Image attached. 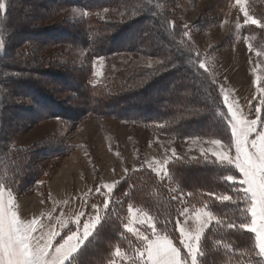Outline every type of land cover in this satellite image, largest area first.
Here are the masks:
<instances>
[{"label": "rangeland", "instance_id": "obj_1", "mask_svg": "<svg viewBox=\"0 0 264 264\" xmlns=\"http://www.w3.org/2000/svg\"><path fill=\"white\" fill-rule=\"evenodd\" d=\"M39 1L45 11H39L28 19V16L23 13L22 16L19 12L18 17L24 27L22 34L25 33L26 37L15 53L20 55L21 60H31L36 39L34 32L50 42L44 44L42 41L38 44L39 52L35 51L45 64L38 71L17 75L26 78V81L18 88L21 92L13 102L18 113L11 112L9 115L13 127L7 130L12 139L8 149L23 153L20 157L15 154L12 160L9 156L10 159L5 163L1 158L0 145V188L4 190L3 199L7 201L10 192L18 211L21 209L16 208V205L22 200L26 201L28 208L26 212L22 209L21 214V219L26 222L30 221L29 211L33 205L42 209L38 203L49 202L52 197L58 200L61 207L59 213L66 215V211L74 210L77 214L83 212L85 215L80 218L81 222L95 215L104 218L111 202L127 203L132 213L127 209L126 224L151 234L152 229L145 218H150V221L153 218L148 213L150 216L145 217L141 210L133 206L132 202H140L141 197L138 190L131 186L141 185L137 175L146 176L153 172L160 181L167 183L173 199L178 201L177 209L180 210L172 215L174 224H179L186 217L180 215L184 208L189 210L187 216L195 213L194 210L210 212L214 217L213 223H216L217 219L209 210L208 203L217 200V197L203 193L198 197L197 194H189L188 190L179 189L177 185L188 182L177 170L189 164L184 161L222 163L213 152L228 151V142L222 141L225 138L207 134L205 128L199 127L200 124L194 126L193 129L197 128L194 133L186 132V136H183L175 133L178 128L167 130L165 118L142 123L138 114L122 110L118 106L119 99L111 101L109 96L119 91H134L133 88L138 87L137 75L140 74L143 78L140 89L163 79L166 70L164 60H167L172 47L171 42L164 40L173 34L180 54L194 58L197 63L201 60L205 63L208 71L202 69L205 72L203 74H206L226 112L225 96L229 103L235 101L234 110L241 118L255 119V108L261 107L260 116L264 119V106L259 105L261 94L258 91L264 87V34L254 44L257 37L250 33L252 28L264 30V0H243L242 5L237 0H142L146 7L145 14H157L162 18L156 28L160 37L154 35L152 38L149 31L145 30L146 24L141 29L142 37L152 39L163 48L165 54L140 48V42L145 39L140 37L141 31L137 33V29H132L136 39L132 36V41L122 40L125 45H117L118 31L124 25L142 18L132 0H125L123 4L118 2V5L106 3L103 8L92 12L83 8V0ZM5 2L1 0V3ZM16 5L13 4L12 10L17 9ZM88 5L92 6L90 3ZM241 7L261 23L245 24ZM5 11L6 7L0 10V21ZM27 11L31 12V8ZM98 25L104 29L108 40L111 38L104 49L99 47L97 41ZM184 31L189 32L188 37L183 35ZM134 40H137V48L124 50ZM0 42L3 44L0 47L1 55L6 48L1 35ZM112 45L115 51L111 50ZM162 68L164 70L159 71ZM97 71L100 75H96ZM50 72H53L52 77L49 76ZM36 80L39 84L34 87L32 85ZM36 90H39L40 95ZM101 93L103 95H99ZM88 96L90 101H100V105L92 107ZM105 102H117L115 106L118 107L114 109L101 104ZM214 139H220L221 145H214ZM173 149L175 156L172 155ZM165 160L168 161L166 165ZM223 163L227 164L226 161ZM155 170L160 171L157 173ZM236 173L240 176L238 170ZM25 176L30 178L23 184L21 181ZM206 176L200 175L194 182H206L209 179ZM238 181L236 179L235 182L239 184ZM191 183L187 186H192ZM108 184L115 185L110 193L105 187ZM98 188L100 191H97ZM200 197L209 202L201 201ZM106 199L109 201L107 209L104 208ZM92 200L95 208L91 205ZM36 227L35 233L52 231L50 221L38 222ZM68 229L76 230L74 221L68 222L61 237L67 234ZM132 235L137 237L135 233ZM58 242L60 237L54 240V244ZM132 252L136 253V250ZM116 261L119 263V260Z\"/></svg>", "mask_w": 264, "mask_h": 264}, {"label": "trees", "instance_id": "obj_2", "mask_svg": "<svg viewBox=\"0 0 264 264\" xmlns=\"http://www.w3.org/2000/svg\"><path fill=\"white\" fill-rule=\"evenodd\" d=\"M83 1L85 5L83 8L89 12L103 8L106 3L118 5V2L122 4L125 2V0ZM132 1H134L132 4L136 5L135 8L139 12L138 15L140 14L142 18L135 20L131 24L124 25L118 31L116 35L118 37L117 45L120 43L121 46L125 45V43H122V40L123 42L132 41V29H137V33H139L145 24V30L149 31L152 38L154 35L160 37L156 28L161 24V16L157 14L154 16L145 14L144 8L146 7L143 1ZM14 3L18 4L16 5V10H12ZM89 3L92 6H89ZM41 4L39 0H14L13 2L6 0V11L0 21V35L6 45L5 50L0 55V145L2 146L1 158L4 159L5 163L8 162L10 157L11 160L14 159L16 157L15 154H18L17 156L20 157V154L23 153V151H17L16 153L15 150L8 149V146L12 144V139L9 137V131L7 132V130L13 127L10 123L11 117L9 115L11 112L18 113L17 109L13 107V102L15 103L18 99V94L21 92L18 88H21V84L26 81V78H19L17 75L22 76L23 74L29 73L28 71H38L45 62L40 59V55L36 56L35 51L39 52L40 46L38 44L42 41L44 44L50 42L49 39H43V37H40L41 34L34 32L36 39L34 40L33 51L30 57L31 60H21L20 55L17 56L15 51L24 43L26 35H24L25 33L22 34L24 31L22 28L24 27L18 16L20 13L21 15L23 13L25 14L24 16H28L26 18L28 19L38 14L39 11H45L46 9ZM29 8H31V12L27 11ZM152 11L155 10L153 9ZM28 28L30 27L28 26ZM99 28L101 31L99 30L98 32L97 41H99V47L104 49L108 46L111 38L109 37L110 40H108V35L104 33V29L100 26ZM31 31L28 30V32ZM250 33L254 36L256 35L257 38L254 40V44H256L260 41L259 39L264 34V30L252 28ZM142 36L141 31L140 37L143 38ZM133 38L135 37L133 36ZM168 38L164 41L171 42L172 47L167 54V60H164V68L166 70L163 79L149 84L144 89H140V83L143 78L140 76L141 74L137 75L138 87L133 88L134 91H119L109 96V99L111 101L119 99L118 106L122 110L126 109L127 111H133V114H138L142 123L147 124L155 122L159 118H165L164 123H168L165 126L166 129L170 131V129L176 130L178 128L175 133L183 136H186V132L194 133L197 130V128L193 129L194 126L200 124L199 127L205 128L207 134L216 135L220 139L225 138L222 141L228 142V137L231 136V130L227 119H225V115H223L227 114V112L224 106L219 103L220 98L214 93L213 87L205 76L206 74H203L205 72L199 68L197 60L178 52L173 34ZM143 39L145 40L140 42V48L158 53L162 51L163 48L157 46L152 39L148 40L146 37ZM136 43L137 40H134L133 43L130 42V45L124 47V50L137 48ZM111 50L115 51L113 45ZM162 53L165 54L164 51ZM164 68L159 71L164 70ZM167 68L169 69L167 70ZM52 74L50 72L49 76L52 77ZM33 84L32 86L36 87L39 81L36 80ZM36 91L40 95L39 90ZM99 95L103 94L101 93ZM46 99L50 100L47 97ZM90 99V96H88V101L92 107L96 108V106L100 105V101H90ZM116 103L105 102L101 104L109 105L111 108L117 109L116 107L118 106H115ZM15 106L17 107V105ZM4 145L7 148H3ZM22 158L26 159L24 156ZM184 162H186L185 164H189L177 171L181 173L180 175L184 178L185 182H188L187 184L191 183V181L193 183H191L192 186H187L184 183L179 184L177 185L179 189L188 190L187 192L189 194H197V196L203 193L217 198L225 194L232 197L227 202L217 199L211 203L204 197H200L202 198L201 201L206 200L209 202V210L215 215L217 221L220 222L213 223L202 237L200 252L203 254H199L198 256V264H264V258L258 254L259 251L256 247L255 234L239 227L241 223H250L251 216L246 211L248 203L243 193L237 191V188L241 186L236 182L226 180L227 175L230 174L235 175L236 179L239 180L241 177L236 173V170L224 163L215 164L209 162L210 164H202V161ZM203 174H206L207 178L209 176V179H212L211 181L213 182L209 179L206 182L204 180L205 183L194 182L197 180V177H200V175L203 176ZM137 176L139 177V184L141 185L131 186V188L138 190L141 199L140 202H132L133 206L143 212L151 214L158 232L162 235L171 233L174 237V242L182 248L178 239V224L177 222L174 224L172 221V215L177 210L179 211L180 208L177 209V206L179 207L178 201L173 199L174 197L167 183L160 181L153 172L146 176L141 174ZM29 178L25 176L21 182L24 184ZM143 181H146L147 184ZM127 209V203L116 204L111 202L108 212L94 230L93 235L85 241V244L78 253L74 254L66 264H108L110 258L119 260L120 264H133V261L137 257L136 253L132 252V250H136L142 245L140 244V240L135 235H132V233L127 232L124 227L127 221ZM230 222L235 224L234 228L230 229L226 227ZM129 245L131 246L130 248L128 247ZM116 247H119L121 252L125 254L123 260L114 257L113 254ZM182 254H187L186 249L182 248Z\"/></svg>", "mask_w": 264, "mask_h": 264}, {"label": "snow or ice", "instance_id": "obj_3", "mask_svg": "<svg viewBox=\"0 0 264 264\" xmlns=\"http://www.w3.org/2000/svg\"><path fill=\"white\" fill-rule=\"evenodd\" d=\"M237 3L242 5L243 0H237ZM4 8L5 4L0 3V10ZM241 11L245 15V24L249 22L252 24L261 23L250 17L243 7H241ZM184 27L185 29L188 28L187 25ZM183 35L188 37L189 32L184 31ZM0 47H3L2 42H0ZM199 68L208 71L202 60L199 61ZM96 75H100L99 71ZM258 91L261 94L259 105L264 106V87L259 88ZM224 102L227 105V114L223 115H225L231 129V136L228 137L226 145L228 151H216L213 152V155L220 162L226 161L228 165L234 166L238 170L241 177L238 183L241 187L237 188V191L243 193L248 203L246 211L251 216L250 223H241L239 227L255 234L256 247L259 249L258 254L264 256V119L260 116L261 107L255 108L257 114L255 119H244L238 116L237 111L234 110L235 101L229 103L228 97L225 96ZM229 116L230 119H228ZM212 143L221 145V140L214 139ZM172 155H176L174 149ZM167 163L168 161L165 160L164 164ZM155 171L158 173L160 170ZM226 180L235 182L236 176L227 175ZM105 187L110 193L115 185L108 184ZM97 191L100 189L98 188ZM3 195L4 190L0 188V264H65L70 257L78 253L102 220L100 215H95L81 222L80 218L85 214L80 212L75 221L76 230L68 229L65 236L61 237L59 231L51 230L47 233L34 235L37 231V220L33 219L27 222L22 220L18 210L15 209L11 193L9 192L7 201L3 199ZM217 199L227 202L232 197L225 194ZM93 207L96 206L93 205ZM108 207L109 201L106 199L104 208L107 209ZM128 211L130 214L132 213L131 206H129ZM188 211V208H184L180 211V215L187 216ZM194 211H196L197 219L201 215L207 216L209 219L212 218L210 212ZM143 222L141 221V223ZM219 222L217 221V223ZM60 226L61 228L65 227L63 222H60ZM124 227L127 232L135 233L142 245L136 249L137 258L133 264H198V253L203 254L200 252L199 244L206 225H201L194 234L187 232L184 227L179 228V243L183 249L187 250L186 255L182 254L181 247L174 244V237L171 233L161 235L160 232L156 231L155 226L150 223V218L151 234L133 229L130 224H126ZM226 227L231 229L235 227V224L230 222ZM56 237H60V242L54 244ZM113 255L123 260L125 254L121 252L119 247H116ZM108 264H117V261L115 258H110Z\"/></svg>", "mask_w": 264, "mask_h": 264}, {"label": "crops", "instance_id": "obj_4", "mask_svg": "<svg viewBox=\"0 0 264 264\" xmlns=\"http://www.w3.org/2000/svg\"><path fill=\"white\" fill-rule=\"evenodd\" d=\"M27 204L28 203H26V201L22 200L16 205V208L19 207V209H21L18 211L20 218H21V214H22V209H24L25 210L24 212H26V209L28 208ZM38 204L42 205V209H40V207L33 205L32 209L29 211V213H30V216H29L30 219L29 220L31 221L33 219H39V220H37V222H39V223L50 221L52 224V231H59L61 234L63 232V229L67 226L68 222L70 223L71 221H74V222L76 221V218H77V211L76 210H74L72 212L66 211L65 213H68L66 215H64V213L58 212L61 210V207L58 203V200H55V197L50 198L49 202L43 201L42 203H38ZM91 205L93 207V200H92ZM34 207L37 208L38 211ZM68 209L69 208H67V210ZM201 212H205V211H201ZM141 213L147 214L146 212H142V211H141ZM147 216L149 217L150 215L147 214ZM213 219H214L213 216L211 219H209V217L204 216V215H201L199 217V219H197L196 212L192 213V214L186 216L178 224V232H179L180 227H184L187 232H189L190 234H194L195 231L197 230V228H199L201 225H206V227L204 228V233L202 235V237H203L204 234L209 229V227L212 225ZM145 221H147V223H149V219L147 220V218H145ZM60 222H63L65 227L61 228ZM150 223L153 225L154 220L152 219L150 221ZM148 226H149V224H148ZM154 226H155V224H154ZM94 230H93V232H94ZM47 232H39V233L37 232V233H34V235H40L41 233H47ZM202 237H201V239H202ZM41 242H43V241H41ZM174 244L177 247H179L175 242H174ZM66 262H65V264H66ZM117 264H120V263L117 262Z\"/></svg>", "mask_w": 264, "mask_h": 264}]
</instances>
